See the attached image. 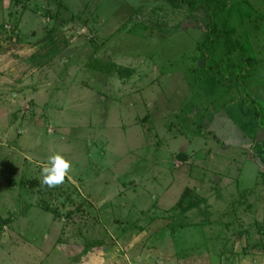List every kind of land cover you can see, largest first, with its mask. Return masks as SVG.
<instances>
[{
  "label": "rangeland",
  "instance_id": "obj_1",
  "mask_svg": "<svg viewBox=\"0 0 264 264\" xmlns=\"http://www.w3.org/2000/svg\"><path fill=\"white\" fill-rule=\"evenodd\" d=\"M220 22L264 103V0ZM180 0H0V264H264V130ZM225 22V23H224ZM72 168L42 183L52 154Z\"/></svg>",
  "mask_w": 264,
  "mask_h": 264
},
{
  "label": "trees",
  "instance_id": "obj_2",
  "mask_svg": "<svg viewBox=\"0 0 264 264\" xmlns=\"http://www.w3.org/2000/svg\"><path fill=\"white\" fill-rule=\"evenodd\" d=\"M190 12L204 9V39L196 43L195 48L205 57L204 69L216 73L218 79H232L235 82L241 102L247 108H253L257 125L264 130V103L252 95L247 86L253 62L249 58L235 57L231 52V30L220 22L221 15L230 8L229 0H180ZM225 23V22H224ZM220 77V78H219Z\"/></svg>",
  "mask_w": 264,
  "mask_h": 264
},
{
  "label": "clouds",
  "instance_id": "obj_3",
  "mask_svg": "<svg viewBox=\"0 0 264 264\" xmlns=\"http://www.w3.org/2000/svg\"><path fill=\"white\" fill-rule=\"evenodd\" d=\"M72 163L60 153L52 154L41 167L42 183L49 188L57 187L69 177Z\"/></svg>",
  "mask_w": 264,
  "mask_h": 264
}]
</instances>
